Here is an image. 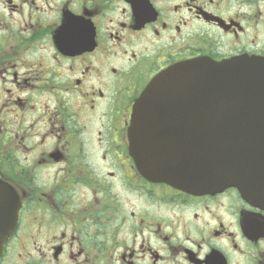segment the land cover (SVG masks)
<instances>
[{"label": "flooded vegetation", "instance_id": "flooded-vegetation-1", "mask_svg": "<svg viewBox=\"0 0 264 264\" xmlns=\"http://www.w3.org/2000/svg\"><path fill=\"white\" fill-rule=\"evenodd\" d=\"M264 57V0H0V264H264V208L132 155L134 107L193 59Z\"/></svg>", "mask_w": 264, "mask_h": 264}, {"label": "water", "instance_id": "water-1", "mask_svg": "<svg viewBox=\"0 0 264 264\" xmlns=\"http://www.w3.org/2000/svg\"><path fill=\"white\" fill-rule=\"evenodd\" d=\"M129 136L149 179L192 194L236 187L264 207V57L195 59L164 70L138 99ZM18 207L0 186V256Z\"/></svg>", "mask_w": 264, "mask_h": 264}]
</instances>
